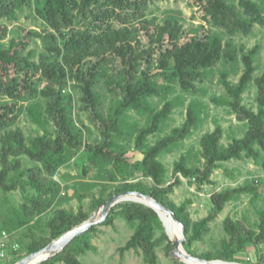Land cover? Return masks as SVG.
I'll return each instance as SVG.
<instances>
[{"label": "trees", "instance_id": "1", "mask_svg": "<svg viewBox=\"0 0 264 264\" xmlns=\"http://www.w3.org/2000/svg\"><path fill=\"white\" fill-rule=\"evenodd\" d=\"M150 1L0 0V19H19L18 12L29 6L45 23L41 30L21 27L12 35L7 25H0V187L7 191L21 189L24 198L16 215L9 217L0 231L14 234L28 225L33 228L31 241L24 240L26 237L12 241L11 236V243L19 242L20 248L14 251L10 247L6 264L44 247L90 216L82 204L76 212L60 206L62 184L55 178L60 168L80 153L84 162L95 168L96 181L88 185L101 186L99 194L93 195L95 209L117 192L150 193L172 208L184 223L188 252L207 259L243 261L237 254L253 244L260 255L256 264H264V207L258 211L256 225L226 217L228 236L216 250L198 252L196 248L229 201L244 193L252 194V201L260 197V178H247L243 184L214 192L209 213L199 219L191 216L190 199L178 203L170 196L182 182L180 174L204 185L214 182L213 173L225 161L250 156L264 165V70L257 76L258 109L248 106L243 98L258 68L261 46L246 50L236 40L239 33L248 35L257 25L264 27V0H191L193 15L205 23L188 28L179 10H168L163 18L149 17ZM35 38L43 43L37 59L35 50L28 49ZM241 60L244 70L237 83L229 79L228 70H221L227 95L214 100L225 103L230 112L245 121L246 132L224 144V128L217 123L202 135L197 150L189 149L175 160L176 179L165 185L168 169L161 155L181 147L208 115L206 103L198 95L201 83L218 63L236 65ZM72 80L82 93L83 106L101 122L102 135L97 141L91 140V127L76 114ZM102 80L114 93L106 109L99 90ZM155 96L163 101L160 107L152 99ZM185 104L183 123L149 142V135L161 132L175 108ZM24 111L37 126L35 134L27 135L17 125ZM131 111L146 114L145 124L133 118ZM132 142H136L141 158L132 157ZM23 156L33 162L32 166H23ZM137 171L153 183L132 181ZM84 172L88 174L89 169L84 167ZM78 184L73 188L82 201L88 193L80 188L85 190L87 185ZM50 210L53 214L47 221V231L37 234V220ZM116 215L133 227L130 238L120 247L121 256L136 248L147 264H160L158 247L167 239L165 251L174 264H189L173 256L174 244L155 208L140 201H121L99 224L113 225ZM96 230L97 225L92 226L38 264H85L80 256L96 249L91 241ZM158 230L163 231L159 236Z\"/></svg>", "mask_w": 264, "mask_h": 264}, {"label": "rangeland", "instance_id": "2", "mask_svg": "<svg viewBox=\"0 0 264 264\" xmlns=\"http://www.w3.org/2000/svg\"><path fill=\"white\" fill-rule=\"evenodd\" d=\"M194 9L195 6L191 3V0H151L148 16H159L163 18L168 10H179L182 13L181 16L183 18L184 27H197L200 24L205 23V21L201 17H195L193 15ZM18 13L19 19H15L13 21L8 20L6 17L0 19V25H7L8 29L11 31L10 35L14 33V30L20 29L21 27L38 30L45 27L44 21L34 14L31 7L25 6V8L20 10ZM116 25L119 24L117 23ZM236 40L238 44H244L246 50H250L257 44L261 46L259 55L257 56L256 63L258 68L254 73V79L251 81L249 87L243 94L244 102L248 106L257 110V97L259 92L257 76L261 75L264 70V27L257 25L255 31L248 35L239 33L236 35ZM28 49L35 50L34 59H37L43 51V43L41 39L35 38ZM222 69L228 70L229 79L233 83H237L243 73L244 64L242 60L236 65H223L220 62L216 65L210 77L201 83L202 89H199L198 95L204 99L208 115L200 127L194 130L191 136L186 138L185 143L181 147L172 152H167L161 155V159L168 169L166 182L164 183L165 185L174 182L176 179L174 173L175 160H177L182 153L188 151L189 149L197 150L200 146V139L202 135L207 131L213 130L217 123H220L224 128V136L222 140L224 144L231 142L233 136H242L248 128L246 122L240 120L236 113L230 112L229 107L225 103H218L214 100V97L216 96L227 95V87L221 80ZM37 76H39V74H37ZM43 81H40L39 83L42 84ZM74 83L75 80H72L70 89L73 91L76 98V114L85 122L86 125L91 127V140L97 141L102 135L101 122L93 111L83 106L81 102L82 93L78 87L74 86ZM99 90L104 95V106L106 109L108 103L113 98L114 93L106 87L103 80L100 82ZM152 99L159 107L163 103V101H161L157 96ZM27 103L28 102H26L25 105H27ZM186 107L187 104L175 108L170 120L164 126L163 130L149 135V142H153L160 135L169 133L173 127L181 125L186 118ZM131 115H133V118L138 119L140 124H145L146 114H139L136 111H131ZM17 125H19L27 135L35 134L37 132L36 124L33 123L26 111L22 112ZM49 127L53 129V124L51 123ZM131 144L133 145L132 149H134L133 152H131V155H133L132 157L135 159L141 158L142 153L138 150L136 142H132ZM84 160L83 153H80L78 158L74 157L67 166L61 167L55 175V178L62 184L60 197L63 199V202L60 206L76 212L82 204L85 211L91 215L96 210L93 207V195L99 194L101 186L97 185L95 187H90L88 185L90 182L96 181L94 178L96 172L94 166L84 162ZM32 163L33 162L27 156H23V166L30 167L32 166ZM84 167L89 169L88 174H85ZM37 173L40 174V171L37 170ZM180 176L182 178V182L175 186V189L172 193H170V196L178 203H182L190 199L192 202L189 206V210L194 219H199L209 213L212 204L210 196L214 192L220 191L226 187L243 184L247 178L256 177L261 179L260 197H258L255 201H252V194L244 193L239 198L229 201L226 204L225 209L211 223V229L206 234L204 240L197 243L196 248L198 252L216 250L220 247L222 240L228 236L224 227V221L228 216L233 219H245L251 225H256L258 223V211L260 208L264 207V165L261 161L257 162L250 156H244L242 159H231L229 161H225L223 162V166L216 169L213 173L212 177L214 182L206 183L204 185H197L189 178L184 177L181 174ZM139 179L153 183L151 178H144L142 173L137 171L135 172V175L131 177V180L135 181ZM78 181H80L79 184L83 183L87 185L85 190L80 188L81 192L88 193V196L82 201L75 195V190L73 188L74 185L78 184ZM68 194H70V198L67 197ZM125 200L127 199H124V201ZM23 201L24 198L21 189L7 191L0 187V226H4V222L9 220V217L16 215V210H18L20 202ZM52 214L53 210H50L45 213L43 217L37 220L39 227L38 229H36V227L34 228V231L37 234H43L44 229L47 231V221ZM163 225L165 227L164 230L169 235L170 230L166 222L165 224L163 223ZM32 232V225H28L20 229L19 232L18 230L15 231L13 235L17 241H19L20 237H26L24 240L31 241L33 239ZM162 232V230H158L157 235H161ZM132 233V225H130L120 215H116L115 223L113 225L98 224L97 230L93 232L91 237V241L95 245L96 249L89 250L85 255L80 256L81 260L85 264H147L140 249L131 248L125 252L124 256H121L120 254V247L125 244ZM170 235L169 238L172 240L173 236L170 237ZM167 243L168 240L166 239L158 247L160 264H174L173 258L168 256L165 251ZM259 256L260 255L254 245L249 244L245 252L237 254L239 259L248 261L249 263L239 260L237 261L245 264H256L259 260ZM6 263V258H0V264ZM56 264L64 263L59 262Z\"/></svg>", "mask_w": 264, "mask_h": 264}, {"label": "water", "instance_id": "3", "mask_svg": "<svg viewBox=\"0 0 264 264\" xmlns=\"http://www.w3.org/2000/svg\"><path fill=\"white\" fill-rule=\"evenodd\" d=\"M131 197L130 200L144 202L157 210L161 219L164 222V219L161 215V210L166 211L169 215L173 217V219L179 224L181 228V237L180 238H172V242L174 244V248L172 250V254L177 259H182L183 261L192 264L189 260L197 259L209 263H213L215 261H227L223 259H207L201 257L199 255L192 254L187 251L184 246V241L186 239L185 234V225L179 219L176 212L170 208L166 203L153 196L150 193H145L139 190H124L121 192H117L112 194L109 199L104 202L102 205L97 207L93 214H91L85 221L75 225L74 227L68 229L64 233H62L57 238L50 241L44 247L35 250L23 258L19 259L14 264H38L45 259L57 254L59 251L63 250L76 236H79L86 231H88L92 226L98 225L106 220L108 217L111 208L118 202L124 201L125 198ZM166 226V225H165ZM169 233V231H168ZM170 235V233H169ZM171 237V235H170Z\"/></svg>", "mask_w": 264, "mask_h": 264}, {"label": "bare ground", "instance_id": "4", "mask_svg": "<svg viewBox=\"0 0 264 264\" xmlns=\"http://www.w3.org/2000/svg\"><path fill=\"white\" fill-rule=\"evenodd\" d=\"M125 199L128 200V199H131V197H128ZM161 215H162V218L164 219V221L166 222L167 226L169 227L171 236H173V238H177V239L180 238L182 234H181V228H180L179 224L166 211L161 210ZM189 261L192 264H211L209 262H205V261H201V260H197V259H191ZM212 264H245V263L233 260V261H215Z\"/></svg>", "mask_w": 264, "mask_h": 264}, {"label": "built area", "instance_id": "5", "mask_svg": "<svg viewBox=\"0 0 264 264\" xmlns=\"http://www.w3.org/2000/svg\"><path fill=\"white\" fill-rule=\"evenodd\" d=\"M11 236L12 233L8 230H2L0 231V258H8L11 257V254L9 253L10 247L12 250L17 251L20 248L19 242L11 243ZM12 244V245H11Z\"/></svg>", "mask_w": 264, "mask_h": 264}, {"label": "crops", "instance_id": "6", "mask_svg": "<svg viewBox=\"0 0 264 264\" xmlns=\"http://www.w3.org/2000/svg\"><path fill=\"white\" fill-rule=\"evenodd\" d=\"M18 232H19V230H18ZM13 235V234H12ZM15 239V237H12V241Z\"/></svg>", "mask_w": 264, "mask_h": 264}]
</instances>
